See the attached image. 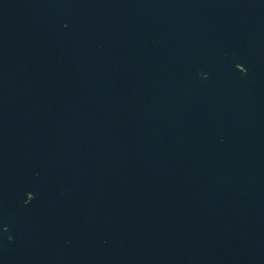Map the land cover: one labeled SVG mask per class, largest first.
I'll use <instances>...</instances> for the list:
<instances>
[{
	"label": "water",
	"instance_id": "water-1",
	"mask_svg": "<svg viewBox=\"0 0 264 264\" xmlns=\"http://www.w3.org/2000/svg\"><path fill=\"white\" fill-rule=\"evenodd\" d=\"M0 264H264V0H0Z\"/></svg>",
	"mask_w": 264,
	"mask_h": 264
}]
</instances>
